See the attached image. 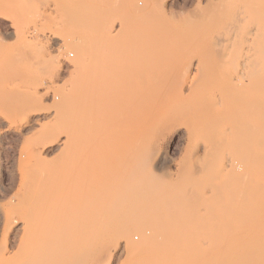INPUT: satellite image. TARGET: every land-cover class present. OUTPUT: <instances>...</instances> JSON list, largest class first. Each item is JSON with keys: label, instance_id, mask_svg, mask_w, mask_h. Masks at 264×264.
I'll list each match as a JSON object with an SVG mask.
<instances>
[{"label": "bare ground", "instance_id": "obj_1", "mask_svg": "<svg viewBox=\"0 0 264 264\" xmlns=\"http://www.w3.org/2000/svg\"><path fill=\"white\" fill-rule=\"evenodd\" d=\"M11 1L14 2L13 0ZM22 1L23 0H21V2ZM197 1L198 4H193V6L195 5L198 11L199 9H201V15H199L200 17L196 18L199 19V25H197H201L202 27L200 26L199 28L195 26V24H193L196 19L192 24L195 27L194 29L199 28L195 31H200V29H202V31H204V36L202 35L203 41H201V37H199L201 38L200 41H193L194 43H196L195 45L191 41H189L187 37H190L192 34L193 29L192 31L190 30L191 28H193L192 24L190 26L191 28L189 29V25L187 26V30L184 27V30H181V33H179V30L178 33L183 35H180V37L176 38L175 36L178 35L177 32L172 29V26L169 27L173 30L167 31V34L165 33L167 36H165V40L168 39L167 41L169 42L161 43V41H156L155 43V41H153L152 39L153 37H151L154 35L153 32V35L149 36L148 34H150V32H148L147 34V31H149V29L146 28L147 30L145 29L146 31H144L145 26L143 24V27H141L142 25H140V28L139 26H137L138 23L135 21V18V20L132 19L133 21L131 22V18L127 17L131 16V13H126V15L124 14L125 10L123 11L122 9L124 5L123 7L122 5H120V7H122L120 10L122 12L119 13H123V15L127 17V19H125V17L123 18V20H121L122 18L120 15L119 21L114 18L111 20V11H113L110 9L112 8L111 6L109 9L107 8L108 10L106 9L107 12L111 10V15L109 14V12L106 13L108 16H105L106 14L104 13V15L102 13V17H104L105 20L109 18V20L107 21H118V25H120L118 27H120L121 29L117 27L118 30H120L118 31L120 32V35L118 33L117 34L119 37H122L121 30L123 29L122 33H124L123 36H125L122 37V39L124 38L123 41L120 38L113 39V35L109 36L112 37L113 41H108V39L107 41H94L96 40L95 36H93L94 40L90 41L91 39L89 37V32L91 33V30H88L89 38H86L88 40V45L84 46L82 44L80 46H84L85 48H79V46L76 47V44L74 48H78L76 49V54L78 56L75 54L77 56V59L74 61L72 60V62H70V60H67L69 61V66H71L73 70L75 69L73 72H75L76 70L78 71H76L75 75L73 74V77H71L70 81H67L70 82V85H68L70 89H67L68 94L62 93L61 98H64L63 100H66L67 98L68 103L66 102L67 100L64 102L59 100L55 104L58 105V107L54 109L53 116L55 118H68L65 114H67V110L69 109V114H71H68L69 120H71L70 116H72L73 120L75 119V122L70 121L69 123L65 118L64 122L61 121V119L59 120L60 122L56 121L57 124L54 121V126L52 123V125L50 126L51 128H47L48 130L46 129V131L44 132H42L41 130V134L39 133V135H37L38 137H35V139L32 140L31 146L36 147V145L38 144H43L44 142L56 138L63 140V145H71L70 147H73V149L78 153L92 146H96L95 148L98 147L99 149H97V154L98 151H100L105 161L107 160L105 159L106 156H110L109 158L113 159V157L111 156L116 157V155H118L119 158L122 155L121 158L123 157L125 161V163H123V159H120L119 161H122L120 162V164L119 162L118 164L117 162H114L118 165V167L117 165L115 166L117 167V169L113 166L115 164H111L113 169L115 168L114 171L117 174L122 173L121 177H119V174V178L117 179V176H115V172L111 168L114 173L112 171V173L109 172L110 175H107V181L105 179V181H101L103 179V176L101 175L100 176L102 178L100 177V179H92V177L91 179H89V177L87 176H89L90 173L87 171H90V169L95 168L98 163H101V158L103 160L102 155H97V157L101 156V158H99L100 162H97L96 158L95 160L92 159L93 162L89 159L87 161L86 157L84 160L82 159L84 156L81 157L80 155H78V157L76 156L77 159L74 164V173H72L69 179H63L62 181L65 183H69L79 177H81V179L83 178L84 181H87L89 179L88 183L86 184L85 182L84 186H82L75 195L67 194L62 196L57 208H55L54 211L50 213L55 215L58 212L67 209L68 207H71L81 201L83 202L84 206L86 207V211L84 210L82 214H80L81 216L79 215L80 217H75L77 213H73L74 215L70 213L71 217H74H69V219L66 220L72 221L70 223H67L66 226L63 224L65 226V229H61V226L58 229L59 232L64 235H61L62 238H69L70 240L74 239V242L77 241V248L73 247V249H79L82 254L83 250L88 247V242L89 245L91 242V235L87 232L89 230H87L88 224L91 222L95 223V225H93L92 227L93 233L98 234L99 236L101 235V237L102 235H104L105 237L112 236L111 238H115V240L117 241V245L121 244L123 248L122 250L127 255L131 256L134 260H138L142 256V254H146L148 258H152L153 264L191 263V254L193 253L189 249V247L192 246L191 244L198 242L205 234L209 233L207 236V242L209 243V247L207 248L209 249H206L205 251H202L200 249L204 253H196V255L205 254L206 257L208 256L207 254H209V258L207 257L209 259H207L209 264H264V0H205L203 5L201 1ZM1 2L3 3L4 1ZM59 3H61V1H59ZM164 4L165 2H163V6L165 7ZM114 5L115 7H117L116 2ZM61 6L63 7V5ZM93 6L94 5L90 7L93 8ZM129 6H131L130 3ZM153 6H159V9L160 7H162L158 5V3L157 5L155 4ZM72 7L74 6L72 5ZM155 7L151 6V8L157 10ZM164 7L162 8L165 10ZM137 9V12H139V8ZM130 10L132 11L133 9ZM56 12L58 13L59 11ZM153 12H150L151 14L148 13L149 17L153 14ZM155 12L150 17L151 20L149 19V21H151V25L158 24L157 26L159 27L160 24L159 22L157 23L158 19L156 18L162 20V18L167 15L165 14L164 16L163 14V16L161 15L162 17L160 18L158 14L159 12ZM0 14L3 15L4 13ZM87 14L89 15V12ZM144 14L145 13L141 15L143 16ZM156 14L157 16L154 17V15ZM42 16L39 15L38 17L40 18ZM144 16L143 17L145 19H142L148 20V17L146 18V15ZM69 17L70 16H68V18ZM87 17L88 16H86V19ZM131 17L133 18V14ZM152 17H154L155 19H153ZM46 18L47 17H45V20ZM48 18L50 17L48 16ZM69 19L66 20L68 21ZM103 20L100 21L103 22ZM152 20H156V23H154ZM161 20L160 22H163ZM52 21L54 20L52 19ZM128 21L132 23L131 25L129 24V26ZM122 22H124V25L122 24ZM133 22L137 24L136 26L140 29V31L139 29L136 30L137 28L135 30L141 32L140 34L144 41L143 39L142 41H140V34L138 33L139 35H137L136 31H134V28L136 26L130 28V26H133ZM81 24L83 28L84 24ZM90 24L89 25L92 26V23ZM107 24L110 25L109 22ZM107 24L103 25L107 27ZM112 24L113 23H111V25ZM111 25L105 28V30L112 28ZM161 25L163 24L161 23ZM164 25L166 26V24ZM55 26L57 27V25ZM68 27L70 30V25H68ZM97 27L98 26H96V28ZM154 27L155 26L152 25L151 30H154L156 28ZM158 27L154 31L155 34L158 33ZM65 28L67 29L66 26ZM100 28L101 27L99 26V29H96L97 32L98 30H100ZM84 29L85 28H83V30ZM132 29L133 32H131ZM69 30H67V32ZM71 31L70 33H74ZM101 32L102 30L99 32L100 36H103ZM159 32H161L160 29ZM168 32H170V34H168ZM60 34L63 35L64 33ZM75 34L77 33L75 32L74 35ZM17 35L18 34H16V36ZM74 35H70V37ZM132 35L133 37L138 36L139 39L137 41L136 37L132 39ZM142 35H145L147 37L149 36L152 40L145 37L147 39L146 40ZM171 36L174 37L172 38ZM60 37H62L63 39V36ZM67 37H69V35ZM83 37L85 36L83 35ZM107 37L105 36V39ZM129 38H131V40L127 41V39ZM171 38L172 40L170 41ZM174 38L175 40H173ZM101 39H103V37ZM148 39L149 43L151 44H147L149 45L148 49L150 50V47H153V49L151 48L153 50V53H150L149 51L150 54H148L147 51L145 53L147 54L146 56H150V59H147L149 61H152V59L155 58L152 61V63L155 64V61L157 60L156 57H158V62L153 67L157 69L160 65L158 70L155 69V77L153 76V74L151 77L152 79H150L152 82L153 80L155 82V78L156 80L160 78V81L157 80L158 82L156 81V83H151L152 85L149 84V86H153L155 84L157 85L158 83H160V86L158 84V87L153 86L156 88L152 87L150 90H148L149 88H147V86V90L142 91L141 84H144V82H140V80H144L148 77L144 78L143 76L141 77V75L142 73L143 75L145 74L144 69L147 73L148 71L149 73H151V69L150 62L148 63V60L145 61V59L143 60V58H141L144 57V52L148 49H146V45L144 48L140 46H143L144 42L148 43ZM189 39L192 40L191 37ZM205 39L206 41H204ZM63 43L64 42H62V45L66 44ZM197 43H201L200 46ZM30 44L32 43L30 42ZM164 44H166V46H164ZM189 44L193 46L188 49V47L191 46ZM34 45L32 44L29 46L34 47ZM197 45L199 47H197ZM138 46L141 49H146L144 52L138 51L140 55L138 52L137 53L138 57L142 59L140 60L138 58L140 62L143 61L145 62V64H149V66L147 65L148 68L145 67L146 65H144L143 62L140 63L137 58L133 59V57H137L135 56V52L137 51V49H139ZM196 47L200 48V50ZM161 48L166 51V55ZM165 48H168L169 52ZM156 49H158L159 51L157 50V52L155 53ZM194 49L197 51V53H199L196 54V51ZM23 50L24 48L20 53H22ZM87 50H90V52H88ZM187 50L190 52H187ZM85 51L88 52V54L92 52L88 59L86 56L88 54H86ZM31 52L34 56V51ZM31 52H29V57H31ZM174 52L177 55L179 53L180 55L178 56H183L184 54L189 56L191 52H194L197 56V60L195 63H192L193 59H190L186 64L183 65V63L185 62H182V58L179 60L182 62V64L180 62V65H177L179 61L176 63L177 55ZM14 53L16 56L17 51ZM65 53H67V50ZM84 53L86 55H84ZM158 53L162 54L161 57L164 58L161 59L162 62L160 60L161 57L158 56ZM187 53L190 54L188 55ZM23 55L24 54L22 53V56L20 57H24ZM4 56L6 59V55ZM196 56L194 55V57ZM15 59H17V57ZM136 59L138 62L134 61ZM167 59H169L170 62ZM185 59L187 58L185 57ZM32 60L34 61V58ZM173 60L175 62H173ZM164 61L165 63H163ZM12 62L14 61H11V64ZM27 63L29 62L27 61L26 64ZM132 63L137 64L138 66L139 64H142L141 67H138L136 65L139 71L142 70L140 68H145H143V71H140V73H137L139 71L136 70L135 65ZM131 64L134 67H131ZM164 64L168 66L166 67ZM46 65L48 66L49 64ZM169 65L172 67V69ZM176 65L179 67H177ZM161 66H165L164 73L165 69L167 70L169 68L166 72L168 75H166V73L163 74L165 75V77H169L171 75L170 73L172 72L174 73V67L175 69L177 68L178 70L176 69L177 72L173 77L174 79H172L171 77V79H169L168 77V79L162 78L164 76H162ZM192 66L193 68H195L194 70H196L195 73H197L193 76V78L191 77L193 74H190ZM39 67H41V65H39ZM126 68L133 70L130 71L131 79H129L128 77V79L130 80L128 81L129 83L134 82L135 80L133 79L137 80L138 76L132 73L135 70L137 71L136 74H139V78L141 77L139 83L136 81L141 85V88H138V90L137 88L135 89L134 87H132V85L134 86L133 83L129 84L130 86L127 88L132 87V89H135L134 91L132 89L128 90L125 88L124 83L128 79L126 80L124 78L125 75L123 76L124 73L122 72L124 70H127ZM18 69L19 66L16 70ZM23 69L26 68L23 67ZM29 69L28 71L30 72ZM129 69L127 71H129ZM1 70L3 69L1 68ZM31 71L33 72V70ZM156 71H158V75H161L162 77L157 78L158 75L156 76ZM19 72L21 73V71ZM15 73L18 77V73ZM21 74L23 75L24 73ZM38 74H36V76ZM132 74L133 77H136L132 78ZM22 75L19 76H21L22 78ZM1 80L2 78L0 79V82H3ZM9 80L12 79H8V81ZM122 80L125 82H123ZM23 82L22 84L20 82L18 84L24 86L23 84L26 83ZM16 84L15 87L17 88ZM30 85L31 83H28V86ZM37 85L38 84H36V87ZM7 86H9V84ZM186 86L188 87V91H185L186 89H184V87L186 88ZM36 87L35 89H37ZM13 88L11 87V89ZM20 89L23 88L20 87L17 90L13 89V91H8V89L7 91L1 90L0 103H4L3 106H5V103L11 105L10 103H14L13 101H15L16 99H19L20 102L23 101L20 100V97L25 100V98L23 97L25 95H22V91H19ZM24 90H26V92L23 93L26 94V100L21 102V105L28 100L27 98L29 96H32V99H29L30 101L28 100L29 103L27 102V106L25 104V106L23 105L24 108L23 106L21 108L17 106L16 108L14 104V106L11 105L15 107L14 111H16L17 113L13 114L15 115V117L17 116L16 118L20 117L19 119L24 118L28 114V111H26L25 109H27L28 107H32L28 105H31L30 103L38 98V93L36 90L34 92L28 90L29 93L27 92V88H24L23 92ZM138 92L141 93L139 94ZM42 94L43 93H41V96ZM33 96H35L36 99L34 97L33 100ZM10 118L11 116H9V119ZM6 121L8 122L9 120ZM65 121L68 123V125ZM26 122L28 121L26 120ZM185 123L186 125L184 130L187 139L189 140V144L191 142V148H193L192 151H199L201 152L200 155L202 156L201 161L191 164L192 166L190 167L187 166V170L190 172L194 170L201 173L203 172V174H205V176H203V179L197 180L195 179L197 177H193L187 178L185 180L183 179L182 181L177 180L172 183H167L163 180L164 182H160L159 186L154 181H152L153 179L150 177L138 176L134 165L132 164V162H130V160H128V158L132 157L137 153V151H139L140 153L145 154V158L148 162L152 159L157 160L161 156L159 150L161 136L167 133L168 130L170 131L173 126H177L180 124L183 125ZM125 155H128V158H125ZM94 162L97 165L94 166ZM17 166L19 171L21 173L27 174L28 177L22 180L23 182L21 183L19 190L15 194L16 209L12 211H6L5 217L8 218L11 215L17 214L22 220L21 229L23 233L21 234L22 236L20 237V240L18 242L19 244L15 248L11 247V249L6 250L0 254V264H43L45 262H48V257L46 258L47 255L44 257L47 260L43 258V256L45 255L42 253L44 252L42 249L43 242L38 241V238L40 237L37 236L38 234L42 235L41 233H39L42 230V226H40L39 224L41 223V211L44 210L42 209V196L46 193V191L44 190L45 188L43 187V185H41L38 178V156L35 153L30 154L29 156H20L17 160ZM111 169H109V171ZM84 173L85 175H87L85 176ZM82 174L85 177H82ZM103 174L104 173H102V175ZM112 175L115 176L116 179H111L110 177ZM171 186L174 187V189L179 188L177 190L178 193H175L173 195L169 194L168 188ZM194 212L199 213V219L194 218ZM68 213L69 212H67V218ZM64 226L62 228H64ZM45 230H42L41 232H46L47 234V230ZM58 234L59 233H57V235ZM95 234H93V236ZM131 234H142V236L144 237L142 243L137 244L133 240H130L129 237ZM66 235H68L69 237L67 238ZM107 239L108 238H106V240ZM70 250L72 251V249ZM76 250L72 251V253H76L72 254L73 257L74 255H77L78 251ZM206 251L208 252L207 254ZM63 256L61 260L63 258L65 259V256ZM72 256H67L66 261H69L71 263L74 262ZM205 256L203 258H205ZM74 258H76V256ZM45 264H49V262ZM66 264L69 263L66 262Z\"/></svg>", "mask_w": 264, "mask_h": 264}, {"label": "rangeland", "instance_id": "obj_2", "mask_svg": "<svg viewBox=\"0 0 264 264\" xmlns=\"http://www.w3.org/2000/svg\"><path fill=\"white\" fill-rule=\"evenodd\" d=\"M1 1H4V2L2 3ZM13 1L14 2H12L11 0L10 1L9 0H7V1L6 0H0V3L3 4V5L0 4V6H2V7H0V13H2V14L4 13L3 15L0 14V79L2 78L1 81H3V82H0V85H1L0 86V91L1 90L7 91V89H8V91H10V90L13 91V89L17 90L20 87L23 88V89L24 88L25 89L27 88V92H28V90L29 91L31 90L33 92L36 90L37 93H38L37 94V97L38 98L36 99V97L33 96V100H34V97L36 99V100H34L35 102L32 101L30 103L31 105H28V106H32L33 109H32V107H28L29 108V109L27 108L28 110L25 109L26 111H28L27 112L28 114L26 115L27 117L25 116L24 118H21V119H19L20 117H18V118H16L17 116L15 117L14 114H17V113H16V111H14L15 110V107H13V106L15 105L16 108H17V106L19 108H21L23 105L25 106V104L27 106V102L29 103V101L32 99V96H29L31 98H29V97L27 98L28 100L30 99L29 101L27 100L26 102H24V104L21 105V102H23V101L26 100V97H25L26 94H23V93L26 92V90H24V92H23V89H20L19 90V91H22V95H25V96H23L25 98V100L20 97V100H23V101L20 102L19 99L18 100L16 99L15 101H13L14 103H12V102L10 103L11 105L14 104L13 106H11V105H9L7 103H5V106H3L4 103H2V104L0 103L1 104L0 105V254L3 253L6 250L11 249V247L12 248H15L19 244L18 242L20 240V237L22 236L21 235L23 233V231L21 229V227H22V220L20 219V217L17 214H14V215H11V216H9L7 218V217H5V213H6V211H12V210H15L16 209L15 208L16 207V204H15L16 203V196H15V194L19 190L20 185L23 182L22 180H24L25 178L28 177L27 174L21 173L19 171L18 166H17V160H18V158L20 156L24 157V156H29L30 154L35 153L38 156V161H39L38 178L40 180L41 185H43V187L45 188L44 190L46 191V193L42 196V206H43L42 209H44V210L41 211V215H40V218L41 219L39 218L40 221H41V223L39 225L42 226V230L43 231L45 229L47 230V234H46V232H41L42 231L41 230L39 233H41L42 235H39L38 234L37 237H40V238H38V241L43 242L42 243V246H43L42 249H43L44 252H42V253L45 254L43 256V258L47 255L46 258L48 257L49 264H66V262H68L69 264H153L152 258H150V257L148 258L146 254H142V256L138 260H134L131 256L127 255L122 250L123 248H122V245L121 244L120 245L119 244L117 245V241L115 240V238H111L112 236L105 237L104 235H102V237H101V235L99 236L98 234L93 233L92 232V227H93V225H95V223H91V222L90 223L88 222L89 224H88V228H87V230L89 229L87 232L90 233V235H91L90 245H89V242H88V245H87L88 247L85 246L86 249L83 250V254L80 252L79 249H77V250L76 249H73V247L74 248L75 247L77 248V246H76L77 245V241L74 242L73 241L74 239L70 240L68 238L69 237L68 235H66V237L68 239L62 238L61 235H63V234L61 232H59L58 229H59L60 226H61L60 227L61 229H65L66 224L67 223H70L72 221V220H66V219H69V217H71V214L70 213H72V214L73 213L74 214L77 213L75 217H80L81 216L80 214H82V212L84 210L86 211V207L84 206V204H83L82 201L79 202V203H77V204H75V205H73V206H71V207H68L67 209H64L63 211L58 212L55 215L50 214V213H52V211H54L55 208H57V206H58V204H59L60 199H61L62 196L67 195V194L75 195L78 192V190H80L81 187L84 186V183L85 182H86V184L88 183V180L91 179V177H92V179H97V178L100 179V177L103 176V179L101 181H103L104 179L107 181V179H106L107 178V175L108 174L110 175L109 172L112 171V169H113L112 165L115 164L114 162H117V164L119 162V164H120V162L124 161L123 157L121 158L122 155L121 156L119 155L120 158L118 157V155H116V157L115 156H111V157H113V159H110L109 158L110 156L109 157L106 156L105 159H107V160L105 161L102 153L100 151H98V154H101L102 157H103V160H104V162H103L101 156H98L97 157V155H98L97 154L98 147L95 148L96 146L95 147L92 146V147L87 148L84 151H81L80 153H78L77 151H75L73 149V147L72 148L70 147L71 145H67V146L66 145H63V143H62L63 140H61V139L54 138V139H51V140H49L47 142H44L45 144L44 143L43 144H38V145H36V147H32L31 146V142H32V140L35 139V137L36 138L38 137L37 135H39V133L41 134V130H42V132L46 131V129L48 127L51 128L50 126L52 125V123H53V126H54L56 121L57 122H60L59 121L60 119L63 122H64V118L66 120H68L69 123H70V121L75 122L74 121L75 119L73 120L72 116H70L71 117V120H69V116H68V114L70 113V111H68L69 109L67 110V114H65L68 118H66V117H64V118L56 117L58 120L53 116V111H54V109L56 107H58V105H55V104L59 100H61L62 102H64V101L67 100L66 102L68 103V99L67 98H66V100H63L64 98H61V97H62V93L68 94L67 92L70 89L68 85H70V82H67V81L68 80L70 81L71 77H73V74L75 75L76 71H78V70H76L75 72H73L75 69L73 70V68L71 66H69L70 65L68 63L69 61H67V60H70V62H72V60L74 61V60L77 59V56L78 55L76 54L77 53L76 49H78V48H76V49L74 48L76 46V44H77L76 47H78V46H79V48L80 47H84V46L88 45V40L87 39L89 37L91 39V40L89 39L90 41H93L94 40L93 39V36H95V39H96L94 41H107V39H108V41L109 40L110 41H113V39H119V38L123 41L124 38L122 39V37H125V36H123L124 33H122V30L123 29L121 30L122 37L121 36L120 37L118 36V34L120 35V32H118L120 30H118V28L121 29L120 27H118V26H120V25H118V21L120 20V15H121V18H122L121 20H123V18L126 17V16L123 15V13L122 14L119 13V12H122L120 9L123 7V5H124V7L122 9H123V11L125 10L124 14L126 15V13H131V16L133 14V18L131 16H127V17H130L131 18V22L136 19L135 21L138 23V25H137V24H135L133 22L134 24H133V26H130V28H133L136 25L140 27V25L143 24L145 26L144 27V31H146L147 29H149V31H147V34H148V32H150V34H148L149 36L153 35V33H154V35L151 36V37H153L152 39H153V41H155V43H156V41H161V43H168L169 42V41H167L168 39L165 40V36L167 34L166 33L167 31L173 29L179 35L178 36L176 34L177 36H175V38L176 37H180V35H183V34H179V33L182 32L181 30H184V27L187 30V26L189 25L188 26V29L191 28L190 26H191V24L193 23V21L195 19H196L195 22H198L199 21V19L196 18V17H200L199 15H201L200 14V10L201 9H199V11H198V9H196L197 7L195 6L196 4H198L197 3L198 1L197 0H165V1L164 0H154V2H155L154 3L153 0H142V1L141 0H139V1L138 0H122V1L121 0H118V1L117 0H103V1L100 0L101 1V3H100L99 0H91L92 2L89 1V0H87V1L86 0H76V1L75 0H68V2H67V0H28V2H27V0H25L26 4H25L24 0L22 2H21V0L20 1L18 0L19 2L17 0H13ZM59 1H61V3H59ZM63 1H64V3H63ZM123 1H125L126 3L123 2ZM199 1H201L202 5L205 2V0H199ZM10 2H12V3H10ZM83 2H85V3H83ZM115 2H116V6L117 7H115V5H114ZM163 2H165V4H164L165 7L163 6ZM129 3H130L131 6H129ZM157 3H158V5L164 7L165 10L162 7H160V9L162 8L164 11L162 9L160 10L158 8L159 6H156V7L153 6L155 4L157 5ZM76 4H78V5H76ZM90 4L94 5L93 8L90 7V6H92ZM107 4H108V6H107ZM193 4H195V5L193 6ZM61 5H63V7ZM72 5L74 7H72ZM120 5H122V7H120ZM145 5H146V7H145ZM99 6H100V8H99ZM111 6H112V8H110ZM118 6H119V8H118ZM151 6L152 7H155L159 11L155 10L154 8H151ZM114 7H115V9H114ZM130 7H132V8H130ZM72 8L75 9V10H73ZM107 8L108 9L110 8L111 10H113V11L110 10L111 13H112V15H111L110 11H108L109 14L111 15L110 16L111 17L110 19L112 20L114 18V19H116L118 21L113 20L114 22H111V20L110 21H107V20H109L108 17H106V18H108L107 20H105V18L102 17L104 13L105 14L108 13L107 12V10H108ZM137 8H139V12H137V10H138ZM168 8L169 9L171 8V9L169 10ZM130 9H133L134 11L133 10L131 11ZM128 10H130V11H128ZM151 10L157 11V12L154 11L155 13H158L159 12L158 14H159L160 18L163 16V14H164V16H165V14L167 15V16L163 17L165 19L162 18V20L159 19V18H156V19H158L157 23L159 22V24H160L159 27L157 26L158 24H156V25L155 24H152V25H154L156 27V28L154 27L155 29H157V27H158L162 33L159 32V29L157 30V32L159 34L158 33L155 34V32H154L155 29L154 30H151V26L152 25L150 24L151 21H149V19L151 20L150 17L154 14V12L151 11ZM53 11H55V12H53ZM56 11H59L60 13L59 12L57 13ZM161 11H163L164 13L161 12ZM83 12H84L85 15L83 14ZM88 12H89V15L87 14ZM95 12H98V13H95ZM132 12H135V13H132ZM150 12H153V14L150 15V17H149V14H151ZM143 13H145L144 15H146V18L148 17L147 18L148 20H144L145 19L144 18L145 16L143 15L144 16L143 17L141 15ZM59 14H60V16H59ZM61 14H63V15H61ZM39 15H41V16L43 15V16L39 18L38 17ZM95 15L97 17L99 16L98 17L99 19ZM127 15H130V14H127ZM134 15H137V16H134ZM195 15H197V16H195ZM2 16L3 17L5 16V17L3 18ZM48 16L50 18H48ZM65 16H66V18H65ZM68 16H70L69 18H71L72 21H71V19L68 18ZM78 16H80V17H78ZM82 16H83L84 19L82 18ZM86 16H88L89 18L87 17V19H86ZM105 16H108V15L106 14ZM138 16H142V17H138ZM155 16H157V14L154 15V17ZM45 17H47L48 19L46 18V20H45ZM127 17L125 19H127ZM154 17H152V18L155 19ZM60 18H61V20H60ZM101 18H103L104 20L101 19ZM142 18H144V19H142ZM52 19L55 22L52 21ZM66 19H69V20L67 21ZM85 19H86V21H85ZM93 19H94V21H93ZM47 20H48V22H47ZM100 20H103V22H105V21L106 22L103 23ZM160 20L163 21V22H160ZM165 20L167 21V23H166ZM63 21H65V22H63ZM155 21H153V22L156 23ZM80 22L84 24V27H83V28H85L84 30H83L82 24ZM100 22L103 23L104 25L107 24L108 22H109L110 25H111V23H113L111 25V27L113 29L112 28H109V29H106L105 30V28L109 27L110 25L107 24V27H105ZM128 22H129L128 23V26H129V24L130 25L132 24V23H130V21H128ZM195 22L193 24H195V26H197V27L200 28L201 25L198 26L199 25V22L198 23H195ZM90 23H92V26H90L91 25ZM123 23L124 22H122V24ZM148 23H149V26H148ZM161 23L163 25L166 24V26L164 25V28H163V25H161ZM193 24H192V26H193ZM55 25H57V27ZM68 25H70V30H69ZM143 25L141 27H143ZM65 26L67 27V29L65 28ZM85 26H87V27H85ZM96 26H98V27L96 28ZM99 26L101 28L97 32L96 29H99ZM137 26L134 28V31H136V30L139 29ZM171 26H172V29L169 28ZM63 27L66 30H64ZM47 28H49V29H47ZM56 28H58L60 32ZM60 28H61V30H60ZM74 28H76V29L79 28V29L76 30ZM178 28H180V29H178ZM194 28L195 27L193 26V28L190 29L191 31L193 29L192 34L193 33L194 34L196 33L195 35L193 34L194 37L191 34L190 37H191L192 40L189 39L190 38L189 36H187V37H188V40L191 41L195 45L196 43H194L193 41H200L201 38H202V35L204 34V31H202V29H200V31H195V30H198L199 28L198 29H194ZM71 29H72V31H71ZM152 29H153V27H152ZM67 30H69L68 31L69 33L67 32ZM88 30H91V33ZM101 30H102L101 34H103V36L102 35L100 36V33L99 32ZM179 30H180V32H179ZM70 31L71 32H74V33L76 32L77 34L74 35V33H70ZM77 31L80 32V33H78ZM139 31H140V29H139ZM139 31H136L137 35H139L141 33ZM88 32H89V37H88ZM113 32H115V33H113ZM131 32H133V29H132ZM60 33H62V34L64 33V34L61 35ZM84 33L85 34L87 33L86 34L87 36ZM107 33H109V34H107ZM16 34H18L17 36L19 38L16 36ZM96 34H97V36H96ZM142 34H143V31H142ZM145 34H146V32H145ZM168 34H170V32H168ZM197 34H198V36H197ZM55 35H57V36H55ZM68 35H69V37H67ZM70 35H74V36L70 37ZM83 35L85 37H83ZM110 35H113V39H112V37H109ZM133 35L131 36L132 39L134 37H136V36L133 37ZM60 36H63V39ZM105 36L106 37L108 36V37L105 39ZM139 36L141 37V34ZM142 36L144 38L147 37L145 35H142ZM149 36L147 38L151 39V37H149ZM102 37H103V39H101ZM199 37H201V38H199ZM109 38H111L112 40L109 39ZM131 38L127 39V41L128 40H131ZM172 38L170 39V41L172 40ZM175 38L173 40H175ZM181 38H183V37H181ZM138 39L139 38L137 36L136 37V41ZM142 39L143 38L141 37L140 38V41H142ZM149 39L147 41L148 43L144 42V45L143 46H140V47H143L144 48L145 45H146V47H147L146 49H148L149 48V45H151L149 43ZM177 39H176V41H177ZM27 41H29V42H27ZM117 41H119V40H117ZM143 41H144V39H143ZM201 41H203V38H202ZM204 41H206V39ZM30 42L33 45L35 44L34 47L33 46H29V45H32V44H30ZM62 42H64L63 44L66 43L65 44L66 47H65V45H62ZM22 43H24V44H22ZM73 43H74V45H73ZM82 44L84 46H80ZM147 44H149V45H147ZM174 44H175V42H174ZM197 44L200 46L201 43H197ZM19 45H21V46H19ZM159 45H160V43H159ZM189 45H191V44H189ZM198 45H197V47H199ZM72 46H73V48L75 50L72 48ZM152 46H153V44H152ZM164 46H166V44H164ZM164 46H163V49H164ZM192 46L193 45L189 46L188 49L190 47H192ZM18 47H19V49H18ZM140 47L135 52V56H137V57H133V59L134 58H137L138 59L139 58L138 57V53L140 51L141 52H144L146 50V49H141ZM21 48L22 49L24 48V50H25V51L24 50L22 51V53L24 54L23 55L24 57H22V58L20 57V56H22V53H20L21 50H22ZM151 48L153 49V47H150V50L149 49L146 50L144 52V54L147 51H148V54H150L153 51ZM157 48H158V46H157ZM165 49H167L168 52H169V49L168 48H165ZM197 49L200 50V48H197ZM5 50H6V52H5ZM66 50H67V53H65ZM157 50L158 49H156V51L154 50L155 53L157 52ZM2 51H3V53H2ZM16 51H17V55L15 56V53L14 52H16ZM31 51H34L33 52V54H35L34 56L32 55V52ZM87 51L90 52V50H87ZM149 51H150V53H149ZM163 51H162V53H163ZM29 52H31L30 54H31V57L32 58L29 57ZM88 52H86V54H88ZM92 52H93V50H92ZM187 52H190V51L187 50ZM194 52H191V54L189 53L190 55L187 53L189 56H187L186 54H184L183 56H178L180 54L178 53V55H177L174 52L177 55L176 56L177 57L176 63L180 59H182V58L184 60V61L182 60V62H185V63H183V65L186 64L190 59L191 60L193 59L192 60V63H195L196 60H197L196 59L197 58L196 54H198L199 52L197 53V51H196L195 52L196 54ZM37 53H38L39 56L37 55ZM91 53H89L88 55H86L84 53V55H86L87 56V59H88V57L90 56ZM136 53H137V55H136ZM165 53H166V51H164V54ZM25 54H26V57H25ZM158 54H159L158 55L159 57L162 56V54H160V53H158ZM4 55H6V59H5V56ZM139 55H140V53H139ZM142 55H143V53H142ZM146 55L147 54H145L144 57H141V56L140 57L143 58V60L145 59V61H147L148 59H150L149 58L150 56L149 55L146 56ZM194 55L196 57H194ZM171 56H173V55H171ZM16 57H17V59H15ZM185 57L187 59H185ZM188 57H190V58H188ZM33 58H34V61L32 60ZM156 58H157V60L159 59L158 57H156ZM12 59H14V60H12ZM22 59H23V61H22ZM137 59L134 60V61H137ZM154 59L155 58H153L152 61ZM161 59H164V58L161 57L160 60ZM169 59H167V60H169ZM25 60H27L29 63L26 64L27 61H25ZM140 60H142V59H140ZM140 60H139V62H140ZM157 60L155 61L156 62L155 64H153L152 61H149L148 60V63L150 62L151 73H149V71L147 73L146 70L144 69V73L145 74L143 75V73L141 72L142 73L141 77L142 76L144 78L148 77L146 79L142 78L144 80H140L141 77L139 78V74L138 75L136 74V72H137L136 70H138V67L139 66L141 67L142 64L140 65L138 63L139 64V66H138L137 64H134L135 62L132 63V64L135 65V67H136V65L138 66V67H136V70L133 68L135 71L132 72L133 74H135L138 77H137V80L136 79H133L135 81L134 82H131V83H129L128 81H130L129 79H131V75H130L131 72L130 71H133V70L132 69L130 70L128 68L129 71H127L128 69L126 68L127 70H124L125 72L126 71L128 72V73L126 72V74H125L124 71L123 72L120 71V72L124 73L123 76L125 75L124 78L126 80L129 77V79L126 82L122 80L123 82H125L124 83L125 84V88L128 89V90H130V89H132V87H134L135 89L137 88V90H138V88H141L142 87L141 90L142 91H146L147 88H149L148 90H150L153 86L158 87L157 86L158 84L160 86V83H158L157 85L155 84L153 86H149V84L152 85L153 83H156L157 80L160 81V78L157 79V80L155 78V82H154V80H153V82L150 80V79H152L151 78L152 75L155 73V69L156 68L153 67V66L157 64V62H158ZM170 60H169V62H170ZM11 61H14V62H12V64H11ZM165 61L163 63H165ZM142 62H140V63H142ZM161 62H162V60H161ZM173 62H175V61L173 60ZM180 62L181 61H179V63L177 65H180ZM182 62H181V64H182ZM46 64H49V65L47 66ZM132 64H131V67H134V66H132ZM143 64L146 65L145 67L148 68L149 64H145V62H143ZM10 65H12V66H10ZM37 65H38V67H39V65H41V67L38 68ZM18 66H19V69L16 70L18 68ZM20 66H21V70H20ZM165 66L164 67L161 66L162 67L161 68L162 69L161 70L162 71V76H164V77H162L161 75L159 76L158 75L159 73H157L158 71H156V73H157L156 76L158 75L157 78L158 77H162V78H167L168 77V76L165 77V75H163L169 69V68L167 70L165 69V73H164ZM23 67L26 68V69L27 68L28 69L30 68L29 70H30L31 73L28 71V69L27 70L26 69H23ZM34 67H36V68H34ZM145 67H143V68H145ZM159 67H160V65H159ZM177 67H179V66H177ZM1 68L3 70H1ZM45 68H47V69L50 68V69L47 70ZM143 68H140V69H142L140 71H143ZM158 68L156 70H158ZM52 69H53V71H52ZM171 69H172V67H171ZM173 69H174V73L172 72V70H171L172 73L168 72V73L171 74L168 77L169 79H171V78L174 79L173 77H174L175 73L177 72L176 71L177 68L175 69V67H174ZM194 69L195 68H193V66H192L191 73H190L191 75L193 74L191 76L192 78H193V76L195 74H197V73H195L196 70H194ZM22 70H23V72H22ZM31 70H33V72ZM36 70H37V72H36ZM19 71H21V73H24V74L22 75ZM69 71H71V72H69ZM140 71L137 72V73H140ZM15 72L18 73V77H17V74ZM45 72H47V73H45ZM79 72H80V70H79ZM34 73H35V75H34ZM1 74H2V77H1ZM36 74H38L37 75L38 77L36 76ZM128 74H129V76H128ZM133 74H132V78L136 77V76L133 77ZM12 75H14V76H12ZM19 75H22V78ZM27 75H28V79H30V80L27 79ZM166 75H168V74L166 73ZM123 76H120V77H123ZM153 76L155 77V74ZM47 77H49V78H47ZM4 78L6 79V81H5ZM24 78H26V79H24ZM37 78H39V79H37ZM175 78H176V76H175ZM8 79H12V80H9L8 81ZM13 79H14V82H13ZM139 80H140V82H144V84L143 83L141 84L142 86L140 84H138L139 83ZM148 80H149V82H148ZM18 81L21 84L24 81L23 83H26V84H23L24 86H21V84H18L19 83ZM25 81H27V82H25ZM16 82H17V84H16ZM147 82H148V84H147ZM28 83L29 84L31 83V85L28 86ZM126 83H128V84H126ZM132 83L134 84V86L132 85V87L127 88V87L130 86L129 84H132ZM8 84H9V86H7ZM15 84L17 85V88L15 87ZM36 84H38L37 87H36ZM62 84H63V87H62ZM3 87H5V88H3ZM7 87H10V88H7ZM11 87L12 88L14 87V88L11 89ZM31 87H32V89H31ZM35 87L37 89H35ZM54 87H55V89H54ZM156 87H153V88H156ZM187 88H188L187 86H186V88L184 87V89H186L185 91H188ZM135 89H132V90L134 91ZM132 90H131V92H132ZM141 90H139V91H141ZM41 93H43L42 96H41ZM59 93H60V95H59ZM136 95H137V93H136ZM52 96H53V98H52ZM58 96H59V98H58ZM54 97H55V99H54ZM35 104H36L37 107L35 106ZM59 105H62V104H59ZM24 106H23V108H24ZM11 107H12L13 111H12ZM31 111H32V113H31ZM6 113H7V115H6ZM8 115L11 116V118H10L11 121H10ZM69 115H71V114H69ZM7 116H8V118H7ZM6 120H9V121L7 122ZM26 120L28 122H26ZM9 122L12 123V124H10ZM57 122H56V124H57ZM9 124H10V126H9ZM66 124L68 125L67 122H66ZM185 125H186V123L183 124V125L180 124V125H177V126H173V128H171L170 131L168 130L167 133H165L163 136H161V139H160V149H159L160 150V153H161V156L157 160H153L152 159V160H150L148 162L147 159L145 158V154L140 153L139 151H137V153L135 152L136 154L134 153L135 155H133L132 157H129L131 159H129L127 157L128 155L127 156L126 155L124 156L125 158H128V160H130V162H132V164L134 165V168L136 169V172H137L138 176H140V177H146V176L147 177H150V178L153 179L152 181H154L159 186H160V182L162 183L164 181L167 182V183H172V182H175L177 180L178 181H182L183 179L185 180L187 178H193V177H197V178H195L197 180L198 179H200V180L203 179V176H205V174H203V172L201 173L199 171H195L194 170V171H192L193 172L192 173V172H190V171L187 170V168H188L187 166L190 167V166H192L191 164H194V163H196L198 161H201V157L202 156L200 155L201 152L195 151V150H194V152L192 151L193 148H191L192 147L191 142L189 144V140L187 139V136H186V133H185V130H184ZM162 154H163V156H162ZM78 155H80L81 157L84 156L82 158L84 160H85V157H86L87 158V161H88V159L90 161H92V159L95 160V158H96V160L98 162L99 161V158H101V163L100 164L98 163V165H97L94 162V166L95 165H97V166H95V168H92L93 170L90 169V171H87L90 174L87 173V172H85V173L89 174V176H87V177H89V179L86 178V179H88L87 181H84L83 178L81 179V177H79V178H76V180H73V181H71L69 183L62 182L63 179H69V177H71L72 173H74L73 172V170L75 171V167H74L75 165L74 164H75V161H76ZM108 159H109V161H108ZM120 159H123V160L122 161H119ZM123 163H125V161ZM117 164H115L113 166L115 167ZM117 167H118V165H117ZM117 167H115V168L117 169ZM109 169H111V170L109 171ZM114 169H113V171H114ZM85 173H84V175H85ZM102 173H104L106 176L104 174L102 175ZM119 174L120 173L117 174L115 172V176H117V179L119 177H121V175H122V173H121L120 176L118 177ZM84 175L82 174V177ZM104 176H105V178H104ZM112 176L110 177L111 179H116L115 176H113V178H112ZM81 180H82V182H81ZM178 189L179 188H175L174 189V187L171 186V187L168 188V192H169V194H172L173 195L175 193H178V191H177ZM67 212H69L68 213V218H67ZM193 215L195 216L194 218H198L199 219V213L194 212ZM73 217H71V218H73ZM5 218L8 219V220H6ZM63 226H64V228H62ZM40 229H41V227H40ZM57 233H59V234L57 235ZM93 234H95L96 236L95 235L93 236ZM208 234L209 233L205 234L198 242H196L194 244H191L192 246L189 247V249L193 253V254H191V256H192L191 263H184V264H209L208 263L209 254H207L208 253L207 251H206V254L208 255L207 256L208 258L205 256V254L204 255L203 254L196 255V253H199V252L201 253L202 251H205L206 249H209V248H207V247H209V245H208L209 243L207 242L208 241L207 240ZM95 238H97V239H95ZM106 238H108V239L106 240ZM143 238L144 237L142 236V234H131L130 237H129L130 240H133L137 244L142 243ZM75 240H77V239H75ZM92 240H93V242H92ZM70 249H72V251H74V250L78 251L77 252V255H74V257L76 256V258H74L72 256V254H76V253H74V252L72 253V251ZM68 250H69L70 253L68 252ZM63 252H64V254H63ZM202 253H204V252H202ZM63 255L65 256V259L63 258L64 260L62 259L63 260L62 261L61 258H62ZM66 255L67 256H70V257L72 256V258L74 259L73 260L74 262L71 263L69 261H66L67 260L66 259V257H67ZM204 256H205V258H203ZM46 258H44V259L47 260ZM48 262H45V263H48ZM45 263H43V264H45ZM178 264H183V263H178Z\"/></svg>", "mask_w": 264, "mask_h": 264}]
</instances>
